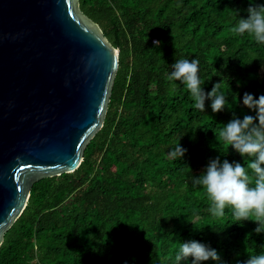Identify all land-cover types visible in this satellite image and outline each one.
Masks as SVG:
<instances>
[{"label": "trees", "instance_id": "trees-1", "mask_svg": "<svg viewBox=\"0 0 264 264\" xmlns=\"http://www.w3.org/2000/svg\"><path fill=\"white\" fill-rule=\"evenodd\" d=\"M79 1L120 48L104 125L76 170L34 183L5 233L0 264H171L188 239L216 248L226 264L264 251L257 222L235 223L227 211L211 217L204 189L190 180L218 156L245 162L227 146L222 154L215 135L233 114H254L245 92L264 94V45L232 30L250 0ZM193 57L201 87L220 83L231 108L213 113L206 100L196 110L188 90L165 78L175 59ZM178 142L187 149L180 161L167 156Z\"/></svg>", "mask_w": 264, "mask_h": 264}, {"label": "water", "instance_id": "water-1", "mask_svg": "<svg viewBox=\"0 0 264 264\" xmlns=\"http://www.w3.org/2000/svg\"><path fill=\"white\" fill-rule=\"evenodd\" d=\"M119 53L79 0H0V246L34 183L80 166Z\"/></svg>", "mask_w": 264, "mask_h": 264}, {"label": "clouds", "instance_id": "clouds-1", "mask_svg": "<svg viewBox=\"0 0 264 264\" xmlns=\"http://www.w3.org/2000/svg\"><path fill=\"white\" fill-rule=\"evenodd\" d=\"M246 12V17L237 15L233 32L247 34L256 44L264 45V3L250 0ZM153 45L154 48L160 47L161 41L153 40ZM252 55L259 57L255 53ZM202 75L198 58H178L171 64L170 72L165 73V78L178 81L188 90L196 110L203 112L206 100L213 113L231 108L228 95L221 90L220 83L213 84L205 92L201 87ZM242 103L254 114H245L242 118L233 114L230 120L223 123L215 138L222 154H227L228 151H222L227 146L228 150L231 148L244 158V164L221 160L218 156L210 159L202 173L190 180L193 188L204 189L210 201L206 211L211 217L220 219L226 211L230 212L235 223L243 224L247 220L257 222L253 231L259 234L264 233V94L254 97L245 92ZM186 152L187 149L178 142L168 146L167 156L180 161ZM209 260L215 264H226L216 248L196 239H188L180 242L171 264H202ZM238 264H264V251L249 254Z\"/></svg>", "mask_w": 264, "mask_h": 264}]
</instances>
